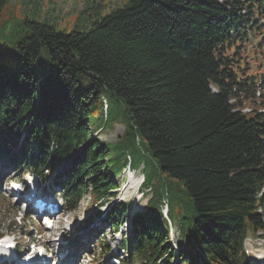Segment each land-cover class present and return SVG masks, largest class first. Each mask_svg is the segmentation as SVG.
I'll return each mask as SVG.
<instances>
[{
	"label": "trees",
	"instance_id": "16d2710c",
	"mask_svg": "<svg viewBox=\"0 0 264 264\" xmlns=\"http://www.w3.org/2000/svg\"><path fill=\"white\" fill-rule=\"evenodd\" d=\"M9 2L0 0V156L42 180L65 163L56 184L72 211L89 190L95 201L113 195L124 138H138L190 213L168 210L185 237L181 264H247L245 237L264 232V75L243 42L264 34V0H127L70 33L7 18ZM104 98L127 121L114 145L88 141ZM160 201L154 194L124 240L139 264L174 260ZM125 215L122 205L105 221L116 230Z\"/></svg>",
	"mask_w": 264,
	"mask_h": 264
},
{
	"label": "rangeland",
	"instance_id": "374dc122",
	"mask_svg": "<svg viewBox=\"0 0 264 264\" xmlns=\"http://www.w3.org/2000/svg\"><path fill=\"white\" fill-rule=\"evenodd\" d=\"M126 3L127 0H10L9 5L7 6V18L14 16L22 20H25L26 18L34 19L50 24L58 31L70 33L73 30H86L91 23V15H93L94 11L101 10V12L107 14L109 11L122 8ZM250 44L251 47L247 50L246 59L249 60L252 70L256 68L257 64L261 69V66L264 65V43H261V46L255 49L252 46L257 44V40L250 37ZM78 88L80 92L87 90V82L83 78L79 79ZM104 104L105 103L102 102V104L100 103L98 105L100 106V111L97 113V120L95 121L96 123L93 122L91 128L89 129V136L97 138V140L104 144L114 145L119 139L122 140L124 127L127 121H125L126 119L123 110L118 108V103L116 100L107 98L106 108L108 109V113L107 109L104 111ZM101 106L104 112L101 110ZM248 111L249 109H247L245 112ZM107 114L110 116V120L105 123ZM117 114L120 115L117 117V119H115ZM98 126L102 129L104 128V131H99ZM124 143L125 148L123 155L127 153L132 159H135L139 154V167L132 171L134 179L132 181H127L128 169H126L124 173L122 172L120 174L118 181H116L119 184V190H121L123 187V183L128 184L126 187L128 190L127 193H120V191L117 190L114 197L112 196L104 199L101 201L102 203L99 202L97 204H93V196H90V198H92L90 199L89 195L85 194L81 198L76 211L69 212L63 210V213L57 217L58 227L51 231H44V228L39 225L31 216H26L22 221H20L21 214H23L21 211L22 202L20 200L16 201L12 198V193L9 190V183L22 181V171L19 169H14L11 165H9L11 159L9 155L0 157V235H2L3 238L8 236L9 239H14V241H18L20 244L24 243L26 246L28 244L31 245L33 243H38V239L40 238L38 233L44 234V239L41 238V242L44 244L53 242V247H55L56 238L57 240L64 238L68 244H74L82 235L79 234L75 237H72L67 234V231L75 228L85 215H89L94 217V221L92 222L93 231L99 232L103 230L105 232V240H108L107 236L109 234L111 237V234L108 229L103 228L105 224H103L100 220H102L103 217L110 212L111 209H108L109 206L117 198L121 197L120 194H122L126 203L129 205L128 211L131 208H134L135 211L133 212H137L136 216L139 215V213H145L148 210L147 205H149L154 194H161L162 199L160 201L159 207H161V210L164 209L163 212L165 211V206L163 207V205L170 204L171 207V205L174 204L170 213V217L172 219L173 214H190L187 210L183 209L181 204L176 203L174 199L176 196H173V191L169 189L168 181L170 180L168 176L158 170L154 160L151 157L149 158L146 144L142 142L141 146L139 147L136 141V144L131 147L125 138ZM111 152L115 156L118 154V151L116 150H111ZM3 174L5 176H3ZM62 174L63 171H58V173H55L49 178L48 182H52L53 177L62 179ZM143 175H145L148 184L147 187H141L139 191L143 195H138L135 186H137L140 181L143 180ZM173 185L178 189L176 194H178L181 199L185 200L186 198L183 192V187H181L175 181L173 182ZM46 188L50 187L46 184ZM54 188L56 191L55 195H58L57 187L54 186ZM52 192L53 191L51 190L50 194ZM130 213L132 212L130 211ZM24 220L26 222H24ZM68 222H71L69 227L67 224ZM121 230L123 235L119 236L118 239L125 236L126 239L133 242L131 228L127 224H124ZM171 232L174 235L175 242L180 249L185 237L181 235L180 224L178 222L174 221L172 223ZM263 234L264 232L260 234L262 235L261 237L249 234L245 240V250L250 252V256L248 258L249 264H264L263 261L258 262L256 260V252L264 251ZM90 243L95 245L93 240H91ZM79 247L81 248V245H79ZM109 247L111 248V244ZM177 251L179 250L177 249ZM97 254H99V249H96L92 256H97ZM127 254V251L123 254L124 260H127ZM106 258L107 257L104 258L105 263L110 264L109 262H106ZM118 259L120 260V256ZM180 261V257H178L177 262L176 258H174L173 262H168L166 264H180ZM126 264L138 263L135 261V258H130V261Z\"/></svg>",
	"mask_w": 264,
	"mask_h": 264
},
{
	"label": "bare ground",
	"instance_id": "6f19581e",
	"mask_svg": "<svg viewBox=\"0 0 264 264\" xmlns=\"http://www.w3.org/2000/svg\"><path fill=\"white\" fill-rule=\"evenodd\" d=\"M3 172V171H2ZM69 224V222L67 223ZM38 242H40V240H38ZM52 243V242H51ZM49 243V244H51ZM53 244V243H52ZM77 249H79V245H76ZM256 258H258L259 260L263 261L264 262V251H258L256 252Z\"/></svg>",
	"mask_w": 264,
	"mask_h": 264
}]
</instances>
